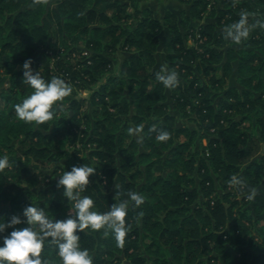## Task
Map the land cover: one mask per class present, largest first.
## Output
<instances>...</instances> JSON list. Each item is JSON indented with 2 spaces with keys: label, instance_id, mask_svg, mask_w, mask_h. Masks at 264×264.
Returning a JSON list of instances; mask_svg holds the SVG:
<instances>
[{
  "label": "trees",
  "instance_id": "obj_1",
  "mask_svg": "<svg viewBox=\"0 0 264 264\" xmlns=\"http://www.w3.org/2000/svg\"><path fill=\"white\" fill-rule=\"evenodd\" d=\"M177 1L187 9L158 19L139 0H0V155L13 162L0 171V218L31 202L53 219L74 215L39 178L85 163L97 167L82 193L97 211L129 191L145 197L128 210L122 247L110 230L79 233L93 264H264V0ZM242 12L252 27L237 44L223 29ZM163 30L164 64L179 72L173 89L156 78ZM28 58L74 89L43 124L15 113L32 92ZM136 125L142 140L128 134ZM161 129L168 140L157 139ZM41 255L60 264L55 245Z\"/></svg>",
  "mask_w": 264,
  "mask_h": 264
},
{
  "label": "clouds",
  "instance_id": "obj_2",
  "mask_svg": "<svg viewBox=\"0 0 264 264\" xmlns=\"http://www.w3.org/2000/svg\"><path fill=\"white\" fill-rule=\"evenodd\" d=\"M264 26V24H261ZM248 13L242 12L240 19L223 29L226 40L242 43L250 35ZM32 59L28 58L22 65L23 83L32 92L15 105L16 116L27 123L43 124L54 118L56 107L68 97L71 86L62 77L53 76L45 79L40 71L32 68ZM156 78L165 88L173 89L180 84L179 72L167 64H162ZM153 131H156L153 126ZM130 136L142 140L143 125L127 129ZM170 133L161 129L157 134L159 141H166ZM13 166L6 154L0 155V171ZM97 171L96 166L83 164L74 165L70 171L65 170L59 175L58 187H63L64 196L75 214L64 219H53L44 207L31 202L22 211V215H13L9 220L0 218V264H50L41 255L45 245H55L58 249L60 264H93V257L87 248L80 245V232L85 229L110 230L117 245L123 246L129 231L126 216L130 207L138 208L144 203L145 197L136 191H129L127 197L116 201L108 211L99 212L95 209L94 199L82 195L90 183L89 177ZM232 184L244 187V181L232 178ZM117 195H121L117 193ZM26 224L19 228L17 225ZM11 229L10 232L7 230Z\"/></svg>",
  "mask_w": 264,
  "mask_h": 264
},
{
  "label": "rangeland",
  "instance_id": "obj_3",
  "mask_svg": "<svg viewBox=\"0 0 264 264\" xmlns=\"http://www.w3.org/2000/svg\"><path fill=\"white\" fill-rule=\"evenodd\" d=\"M146 3H151L152 5H154L155 6V9L158 11L156 14H159V13H161V11H162V9L164 8V7H167V8H174V6L173 5H171V3H170V0H139V6H141V5H145ZM260 6V4H258V5H256V7H259ZM187 5H186V7H185V9H187ZM141 8V7H140ZM141 9H143V7L141 8ZM173 10H175L176 11V9H173ZM172 11V10H171ZM165 12V11H164ZM114 56V55H113ZM114 62H118V61H116V58L114 57L113 58V63ZM116 64V63H115ZM51 65H52V63H51ZM36 71H38V70H36ZM233 83L232 84H235V82H234V79H233V81H232ZM91 90V87H90V89H88V90H83V91H79V90H76L75 89V93H76V96L77 97H79V98H81V97H88V95H89V91ZM72 92H74V89L72 88ZM245 124V123H244ZM204 143H205V141H204ZM49 171H51V169L49 168L48 170H46V172H49ZM58 179H59V174H56L55 176H50V177H44V176H40V178H39V183H38V185H39V187H44V186H56V189L57 190H59V191H61V193L62 192H64V190H63V187H58L57 186V182L56 181H58ZM52 180V181H51ZM47 181H49V184L47 185ZM56 182V183H55ZM55 193H57V192H55ZM51 197H52V194H49L44 200L47 202V203H49L50 201H51ZM51 212L52 213H55V211L54 210H51ZM9 213H12L11 211H9ZM254 233H255V231H254Z\"/></svg>",
  "mask_w": 264,
  "mask_h": 264
},
{
  "label": "crops",
  "instance_id": "obj_4",
  "mask_svg": "<svg viewBox=\"0 0 264 264\" xmlns=\"http://www.w3.org/2000/svg\"><path fill=\"white\" fill-rule=\"evenodd\" d=\"M170 3H171V5L174 6V8H172V7L171 8L164 7L162 9L161 13H159V14H156L158 11L155 9V6L152 5L151 3H146L145 5H141L140 7L141 8L142 7L143 8H146V7L149 8L152 11L154 17L158 18V19L162 18L163 14H164V11H166V10L175 11L173 9H176L175 12H178V11H180L182 9H185V7H186L185 4H183V3H181V2H179L177 0H170ZM160 40H161V44H160L159 50L157 52V66H158L159 69H160V66L162 64H164V61H163L164 48L166 47V43L168 41V32L166 30L162 31V33L160 35ZM126 56H127V54L125 52H123V51H119V52L115 53L113 58L115 57L116 61H118V62H114V64L116 63V65L119 66L120 63L124 59H126Z\"/></svg>",
  "mask_w": 264,
  "mask_h": 264
}]
</instances>
